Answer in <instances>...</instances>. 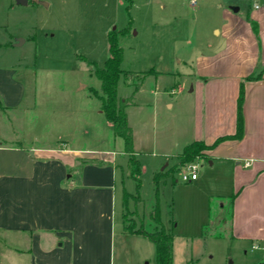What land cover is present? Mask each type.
Segmentation results:
<instances>
[{
  "label": "crops",
  "instance_id": "1",
  "mask_svg": "<svg viewBox=\"0 0 264 264\" xmlns=\"http://www.w3.org/2000/svg\"><path fill=\"white\" fill-rule=\"evenodd\" d=\"M62 3L63 14L56 23L39 19L51 6L50 1L27 0L22 5L15 0H0V30L7 34L2 42L13 56L9 63L0 64V264H115L118 220L119 234L140 235L124 227L129 202L125 203L123 197L125 192L130 193L125 183L132 179L129 156L123 144L121 160L115 150L102 149L106 146L102 119L113 133L114 129L101 110L100 99L91 91L80 92L84 85H63L52 74L63 66L60 52L73 61L76 49L73 42L77 30L73 25L80 0ZM153 4H158L149 18L153 43L168 46V52L183 54L178 59L175 55L168 71L165 67V71H155L156 84L165 80L162 74L173 75L176 71L177 78L187 80L191 86L181 96L165 102L169 112L159 108L158 99L152 105H137L142 112H152L149 118L142 116L135 123L138 140L129 108L137 104L133 95L142 83L131 98L117 92L120 99L130 100L126 113L141 174L147 166L154 176L179 172L175 168L187 145L199 141L210 146L202 152L209 159L208 168L204 177L197 174L194 183L204 189L207 204L211 197L218 198L222 212L224 200L234 196L230 236L250 244L248 264H262L264 0H144L146 6ZM187 7L193 15L188 14ZM25 9L33 15L18 22V14H28ZM165 10L173 16L167 18ZM10 16L16 20L11 21ZM104 30L106 34L108 29ZM17 38L23 42L19 44ZM25 46L35 47L34 62ZM104 46L108 57L107 41ZM174 61L179 67H174ZM31 62L42 71V76L34 77L32 82ZM180 67H184L182 72L178 71ZM20 70L25 78L20 77ZM257 74V79H247ZM241 88L242 131L238 136ZM95 90L101 93L100 86ZM169 94H176L173 87ZM28 99L31 104L24 106ZM21 109L26 113L31 110V131L14 130V115ZM82 109L89 113L78 117ZM4 126L10 133H2ZM36 127L41 131L34 135ZM220 137L224 139L216 141ZM41 140L50 141L39 145ZM117 191L121 193L119 203Z\"/></svg>",
  "mask_w": 264,
  "mask_h": 264
},
{
  "label": "rangeland",
  "instance_id": "2",
  "mask_svg": "<svg viewBox=\"0 0 264 264\" xmlns=\"http://www.w3.org/2000/svg\"><path fill=\"white\" fill-rule=\"evenodd\" d=\"M41 1H50L51 6L46 9L44 16L39 15V19L41 17L42 19L48 18L51 22L57 23V20H60L58 16L63 14L62 0ZM162 1L167 2V0ZM173 1L176 2L177 0ZM153 6L158 8V4L144 5V0H80L77 22L74 20L75 24L73 25L77 30L73 42L76 48L73 61L69 60L65 52H60L59 58L62 60L63 66L52 72L53 76L58 78L63 85L66 84L73 88L84 85L85 88L80 92L89 93L92 92L93 88L98 90L100 82L94 75V66L78 56L82 55L88 61H95L98 67H102L107 57L104 43L108 42V33L114 31L123 50L120 68L123 71L131 72L129 75H120L117 83L118 95L131 98L135 93V87L142 83L139 92L133 95V99L137 104L129 108L132 124L136 126L135 135L137 140L140 136L135 123L142 116L149 118L152 113L151 110H143V113L142 109L137 108V105H152L153 101L158 99L157 105L159 108L165 113L169 112L165 107V102L174 96H181L191 86L187 80L178 79L176 71H173V75L162 74L165 80L156 84L155 71H165L162 67H165L168 71L170 65L173 67L172 60L176 57L177 59L182 58L183 54L179 51L176 53L168 52V46L160 47L157 43H153L152 30L149 28V24H151L149 18L155 13ZM25 7L31 8L30 5ZM187 10L190 16L193 15L194 11L192 9L187 7ZM25 12H28V14L22 13L16 16L18 22L29 20L33 15L29 9H25ZM159 12L161 11L159 10ZM164 14L167 18L173 16V12L169 10H165ZM10 20L14 21L16 19L10 16ZM104 29H108L106 34ZM134 31L138 34H134ZM5 35L7 36L6 32L0 30V64L4 65L13 59L12 54L7 53L4 49L5 45L3 46L2 41ZM40 43L41 41H39ZM23 49L28 51L34 62L35 47L25 46ZM33 62L28 65L31 67L30 71L33 72L29 79L31 82L34 77L42 76V71L36 70ZM176 63L174 61V67L177 68L179 66ZM183 68L180 67L178 71L182 72ZM142 72H146V74L142 75ZM19 74L20 77L25 78L22 70ZM1 75L0 81L2 80ZM125 79L128 80L126 84H124ZM156 85L159 92H156ZM171 87L174 88L176 94H169ZM31 102L32 100L28 99L24 102V106L25 104L29 106ZM18 112L14 115V130L16 132L31 131L29 129L31 110L28 109L26 113L21 109ZM88 113V111L82 109L78 117H84ZM102 120V129L104 128L102 136L106 137V146L101 147L102 149L111 148L115 150L117 158L121 160L124 157L121 152L122 139L114 135L112 128L106 125L105 119ZM99 122L100 118L98 119ZM6 128L3 127L2 133H10L9 127L5 131ZM39 131L41 130L36 127L33 134L36 135ZM45 141L46 143H44ZM49 141L41 140L38 144L48 145ZM79 145L83 144L80 143ZM195 147L200 148L205 147V145L200 143L196 144ZM202 152L200 156L185 162L182 160L183 156L180 155L175 168L180 171L164 172L167 174L159 176L156 180L149 166L143 168L140 176L141 186L138 190L141 202H138L136 198L127 200L129 207L126 208L124 213V227L133 230L144 229L150 232L154 231L155 228H159L160 225L151 219V214L157 206L161 224L173 234L172 264H248L251 255L249 251L250 244L240 243L230 236L231 198L224 200L225 205L222 212L219 208L218 198L211 197L207 204L202 186L195 185V181L183 182L180 179L182 169L189 162L198 164L197 172L204 177L209 159L207 160ZM5 157H3V160H7ZM135 157L138 159V156ZM151 158L150 160H152ZM5 164L9 166L7 161H5ZM162 166H158V168ZM125 187L127 191L135 194V181L132 179L126 180ZM117 196H119L117 202L119 203V200L121 202L120 191L119 193L117 191ZM222 217L223 219H221ZM115 226L117 228L114 237L115 264H156L153 243L149 239L136 234H119L120 219ZM0 238L2 237L0 236Z\"/></svg>",
  "mask_w": 264,
  "mask_h": 264
},
{
  "label": "trees",
  "instance_id": "3",
  "mask_svg": "<svg viewBox=\"0 0 264 264\" xmlns=\"http://www.w3.org/2000/svg\"><path fill=\"white\" fill-rule=\"evenodd\" d=\"M108 57L103 63L102 67H98L95 61H88L84 56H78L80 59L87 61L90 65L94 66V75L100 81V91L98 92L92 89V92L98 96L101 101V110L104 113L106 119L112 124L114 129V135L120 137L123 141V151L128 154L129 159V175L136 183L135 194L124 193V202L127 203L129 198H136L140 201L139 188L141 186V168L138 160L135 157L133 150V140L130 126L128 124V118L126 113V106L130 100H122L117 96V83L121 74L129 75L131 72L123 71L120 68V64L123 58V50L116 38L115 32L110 31L108 33ZM146 72H142L145 75ZM259 76L250 75L247 79H257ZM137 90V86L134 91ZM243 92L242 88L238 96L237 105V132L236 135L240 136L242 131V103ZM224 137L218 138L216 141H220ZM201 142L195 141L187 145L182 152L183 162L191 160L196 156H200L203 149H208L210 146L195 147L196 144ZM159 178V174L154 176L156 180ZM234 196L231 197L233 199ZM151 219L160 225L159 228H155L154 231H146L144 229H126L129 232L140 234L149 239L155 247V262L156 264H172V239L173 234L169 230H166L160 222L159 209L156 206L151 214Z\"/></svg>",
  "mask_w": 264,
  "mask_h": 264
},
{
  "label": "built area",
  "instance_id": "4",
  "mask_svg": "<svg viewBox=\"0 0 264 264\" xmlns=\"http://www.w3.org/2000/svg\"><path fill=\"white\" fill-rule=\"evenodd\" d=\"M196 0H190V3H195ZM249 164L248 161L245 162V166ZM197 169L198 165L192 162L186 163V166L182 169V173L180 175V178L183 182H192L197 179ZM264 264V260L262 262Z\"/></svg>",
  "mask_w": 264,
  "mask_h": 264
},
{
  "label": "water",
  "instance_id": "5",
  "mask_svg": "<svg viewBox=\"0 0 264 264\" xmlns=\"http://www.w3.org/2000/svg\"><path fill=\"white\" fill-rule=\"evenodd\" d=\"M18 4H22V5H25L27 4V0H15ZM237 9V8H235ZM17 42L20 44L23 42V39L22 38H17Z\"/></svg>",
  "mask_w": 264,
  "mask_h": 264
}]
</instances>
